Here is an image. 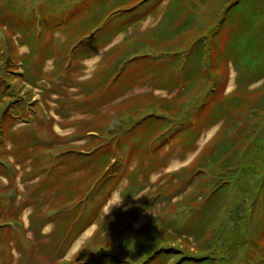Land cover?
<instances>
[{
	"label": "rangeland",
	"instance_id": "374dc122",
	"mask_svg": "<svg viewBox=\"0 0 264 264\" xmlns=\"http://www.w3.org/2000/svg\"><path fill=\"white\" fill-rule=\"evenodd\" d=\"M59 1L15 0L13 8L0 0L6 32L18 38L11 70L18 76L0 82L18 88L9 109L0 102V224L8 223L0 228V264H262L249 253L251 239L264 247V0H64L66 22ZM199 38L209 48L207 68L197 88L188 83L200 72L187 73L193 91L183 96L185 75L172 65ZM134 44L145 48L131 54ZM151 68L152 80L142 75ZM166 82L173 91L162 89ZM239 86L245 101L227 115L218 103ZM174 103L182 109H168L171 117L163 108ZM211 109L218 123L205 124L187 146L194 122ZM161 122L164 133L150 149L146 134ZM90 130L102 136L96 151L87 144ZM215 140L231 145L235 164L224 179L226 206L205 217L207 196L222 184L220 163L200 164ZM118 144L126 147L122 172Z\"/></svg>",
	"mask_w": 264,
	"mask_h": 264
},
{
	"label": "trees",
	"instance_id": "16d2710c",
	"mask_svg": "<svg viewBox=\"0 0 264 264\" xmlns=\"http://www.w3.org/2000/svg\"><path fill=\"white\" fill-rule=\"evenodd\" d=\"M6 2L8 1L10 4H11V7H13V8H15L14 6L16 5L15 4V0H5ZM203 5L204 4H206L207 2H208V0H199ZM54 3V2H53ZM54 4H56V3H54ZM57 4H59L58 6H57V10H59L58 12L60 13V15H61V21L62 22H66L67 20H65L64 21V19H66V16H68L69 15V13L70 12H67L66 10H67V8H68V6L66 5V3H65V1L64 0H61V1H59V2H57ZM56 4V5H57ZM169 4H170V2H169ZM168 4V5H169ZM123 9H125V8H120L118 11H124ZM54 11H52V10H50V13H53ZM49 17V16H48ZM111 18H112V16H111ZM34 21L35 20V18H32V19H30L29 18V21ZM25 23V25L28 23V19H26V21L24 22ZM160 25V24H159ZM6 23H5V21L0 17V28H3L5 31H3V30H1V32H3L4 33V35H3V37H1V35H0V37L2 38V40H1V38H0V68H2V70H6V68H7V70H6V74L8 75V76H3V75H1V77H0V82H4L5 80H7V81H9V84L10 83H12V81H13V79L15 78V76H18L17 74H14V73H12L11 72V70L13 71V70H15V66H16V54H15V52L17 53V49L15 48L16 47V45L14 44L15 43V41H17L18 42V38H14V36H12V35H9V33H7L6 31H8L7 29H8V26H7V28H6ZM40 27L42 28V31H41V34L40 35H37L38 37H40L41 35H42V33L44 32L43 31V27L40 25ZM159 27V26H158ZM92 27H90L89 29H87L86 31L85 30H83L81 33H82V35L83 34H85L86 32H88L90 29H91ZM119 28H117L116 30H118ZM15 30H16V32H17V28H15ZM9 32H11V33H13L12 31H9ZM121 31H118L117 33H116V35L117 34H119ZM182 32H184V30H182ZM75 33H73V35H74ZM77 34H79V33H77ZM76 34V35H77ZM75 35V36H76ZM36 36V35H35ZM160 40H162V39H167V38H165L166 37V33L164 32V31H162L161 32V34H160ZM80 38V37H79ZM82 38V37H81ZM45 40V39H44ZM173 40V39H172ZM80 42V43H79ZM45 43H46V41H45ZM78 43H79V46L81 45V44H83L82 43V41L80 40V41H78ZM22 44V43H21ZM199 44H201L199 47H201V49H200V53H198L197 55H194L195 54V47L197 46V45H199ZM18 45V44H17ZM23 45V44H22ZM129 46V45H128ZM142 48H145V46H141ZM141 47H139V46H136V44H134V45H130V47L128 48V50H130V53L131 54H137L138 53V50L141 48ZM46 49H48L47 48V46L45 47ZM114 49H115V47H113ZM218 46L216 47V48H214L217 52H218V54H220L221 52H222V49H220V48H222V47H220V48H218ZM40 50V48L39 47H37L36 48V51H39ZM48 50H51V49H48ZM52 51V50H51ZM208 51H209V48H208V46H207V43H206V41L205 40H202V38H199L196 42H195V44H193V47H192V50L187 54V55H185V56H183L184 54H181V56L183 57L182 58V60L178 63H176V65H172V69H173V71L174 72H176L175 74L177 75V72H181V73H183L184 75H185V77L184 76H182V78H184V79H182L181 81H180V85H183V87H184V90H183V92H182V95L183 96H189L191 93H192V91H193V89H192V86H190V89H189V86H187L186 85V83H185V80H188V79H186L187 78V73L188 72H191L192 73V71H198V72H200V76H198V78L196 77V80H194V81H190L189 83H188V85H190V84H193V86L194 87H196L197 88V83H199L200 81H202V79H203V76H204V74H203V72H204V69H206L207 68V63L205 62L206 61V53H208ZM3 52V53H2ZM217 52H216V54H217ZM180 53H176L174 56H176V55H179ZM18 55V54H17ZM173 56V57H174ZM40 57L42 58L43 57V62L44 61H46L47 59H49V57L50 56H47V57H44V56H41L40 55ZM62 57V56H61ZM76 57V54L74 55V58ZM137 58H139V57H135L133 60H135V59H137ZM216 58H217V55H216ZM208 59L210 60V57L208 56ZM30 60V59H29ZM31 61V60H30ZM61 61L63 62V58H61ZM121 62H123V60H120L119 61V63H121ZM13 63H14V65H13ZM59 63H61L60 61L59 62H57V65L60 67H62L63 68V64H59ZM119 63H117V64H119ZM31 64V63H30ZM194 64V65H193ZM18 65V64H17ZM217 65H219V64H215V66H217ZM65 67L66 68H68V69H70V67H71V64H69V62L68 63H66L65 64ZM192 68H194V69H192ZM102 69V68H101ZM156 71H154L152 68L151 69H149V70H142V75H145V74H147V73H151L152 75H151V80L152 79H154V78H157L158 76L156 75V73H155ZM33 73H34V69H32V68H29V72H28V78H30L32 75H33ZM173 75V76H176V75ZM197 73H195V75H196ZM12 75V76H11ZM135 75V78L137 79V77H139L140 75L139 74H134ZM208 75V74H207ZM3 76V77H2ZM217 76V75H216ZM215 76V77H216ZM27 77H25V78H27ZM104 78V84H107L108 83V77H109V75L108 76H104V75H102V76H100V78ZM209 79L211 78L210 76H207ZM119 79V77H114V82H116L117 80ZM132 79H134V77L132 76ZM31 80V79H30ZM41 80V79H40ZM189 81V80H188ZM100 82V81H99ZM99 82L97 83V85L94 87V90H97V88L98 87H102V85H100L99 84ZM194 82V83H193ZM167 83V82H166ZM168 84V88H162V89H168L169 91H170V89L173 91V87H170V83H167ZM216 84H217V82H216ZM187 87V88H186ZM193 87V88H194ZM239 88H240V86H239ZM0 89H1V92L3 93V96L4 97H2L1 99H0V102L1 101H4V100H6V104H7V106H8V108L7 109H9L15 102H17L18 101V88H16V87H11L10 85H5V87L3 88V87H0ZM248 90H249V88H247ZM215 91H216V89H214ZM237 91H241V88L240 89H236V90H234L232 93H230V94H228L226 97V99L224 98L221 102H219L218 104L220 105V106H223V107H226L227 108V110H225L224 112H226V114L228 115V112H229V110H230V108H237V107H239L240 105H242L241 103H244V101L245 100H243L241 97H238V95H237ZM251 92L252 91H248V94L250 95L251 94ZM242 93V92H241ZM242 94H245V93H242ZM87 95V94H86ZM120 96V95H119ZM119 96H117V97H113V98H111V97H109L108 99V102H111V101H113V100H116V98H118ZM3 98H5V99H3ZM246 99V98H245ZM95 99H93V101H94ZM90 101H92V100H90ZM86 103H90V102H86ZM168 103V102H167ZM205 105V104H204ZM169 106V104L166 106L165 105V107L167 108H163V110H166L167 111V113L168 114H170V116L171 117H173V115H171V113L169 112V110L171 111V110H175L178 114H179V111L182 109V107L179 105V107H180V110L179 111H177L176 110V108L178 107V106H176L175 105V103L171 106V108H169L168 107ZM213 107H215L216 108V106H212V108ZM208 108V110H209V106L208 107H205V106H203V107H200V109L202 110V109H204V111L203 112H205L206 111V109ZM169 109V110H168ZM165 111V112H166ZM206 113V112H205ZM211 114H212V109L210 110V111H208L207 112V114H205V115H200L199 117L200 118H197V120L194 122V126H193V129H194V131H195V140L194 141H192V142H190L192 139H190V141L188 140V142H185V144H187V146L188 145H195V143L197 142V140H198V138H199V136H200V134H201V130H203V128L205 127V124L207 125V126H213V125H215L216 123H218V121H216L215 119H212L211 118ZM151 116H154V115H149L148 117H151ZM168 115H166V117H167ZM211 120V121H210ZM166 126V124H164L163 122H161L160 124H158V125H156L154 128H156L157 130V132L156 131H153V132H151L150 134H146V135H148L147 137H148V140H147V142H146V144H148V146H149V148L150 149H153V146H150V145H154L156 142H157V140L160 138V136L164 133V127ZM90 131H94V133H90ZM90 131H88L87 133L89 134V136L88 135H86L88 138H89V140H88V142H87V144L89 145V147H94V151H96L95 149H96V145L95 144H97L96 142H95V139L96 138H102V136H101V134L98 132V131H96V130H90ZM158 133V134H157ZM182 139V138H181ZM99 140V139H98ZM133 144L136 146V140H133ZM217 143V144H216ZM210 144V143H209ZM208 144V145H209ZM0 145H1V147L3 148V147H5V144H4V141L3 142H0ZM119 145V144H118ZM207 145V146H208ZM117 146V145H116ZM206 146V147H207ZM0 147V148H1ZM119 147H120V149H119ZM205 147V148H206ZM230 147H231V145L228 143V142H226V141H223V142H216V140L215 141H213V143H212V147H211V152H210V154L209 153H205L204 151V156L202 157V159H201V161H200V164H201V166L202 167H204V168H210L213 164H218V163H220L221 164V167H220V176L218 177V180L217 181H219V182H222V184H217V186L213 189V191L207 196V198H206V200H205V202H204V204H205V206H204V209L203 210H201V211H203L204 212V215H205V217H210V216H214V217H217V211H218V208H224L225 206H226V198L228 197L227 196V194L229 195V191H230V187L227 189V187L229 186V181L228 180H224L225 179V177H226V175H227V173H228V171H230V173H232L231 171L233 170V166H234V160H235V155H234V153L233 152H231L230 151ZM1 148V149H2ZM125 145L123 146V147H121V145H119V146H117L116 147V149H117V151H116V157H115V160H114V163L116 164V165H118V169H119V171L120 172H122L123 170H124V165L126 166V168H127V166H128V164L127 163H125L126 162V157L124 156V154H123V152L121 151V150H125ZM136 148V147H135ZM204 150V149H203ZM122 152V153H121ZM73 153H77L76 155H83L82 154V152L81 153H79V151H77V150H74V152ZM230 153L232 154L231 156H230ZM85 155V154H84ZM87 155H89V153L87 154ZM202 155V154H201ZM0 158H1V156H0ZM223 160V162H221ZM236 166V165H235ZM108 166H107V164L105 165V168H107ZM214 168H217L218 169V166H216V167H214ZM214 168H212L211 167V169H213L214 170ZM237 168V167H236ZM45 168H43V170H44ZM52 169H54V168H52ZM222 169V170H221ZM48 170H50V168L48 169ZM47 170V171H48ZM50 171H52V170H50ZM93 171L94 172H96V170L93 168V170H92V174H93ZM205 171V170H204ZM5 172H7L6 170H5ZM222 173V174H221ZM210 175V174H209ZM264 174H263V176H262V178H261V183H260V185L261 186H263L264 187ZM201 185V184H200ZM227 189V191L226 192H224V190H226ZM92 193V191H90V194ZM212 198H215L217 201H216V208H210L209 206L211 205V200H212ZM228 199V198H227ZM222 209L219 211V213L222 211ZM212 210H213V212H212ZM218 213V214H219ZM74 223V222H73ZM3 226H5V224L4 225H0V228H2ZM229 234L230 233H228V237H229ZM227 237V238H228ZM262 237H264V230H263V232H262ZM231 241V240H230ZM261 241H264V239L263 240H261ZM261 246L258 244V240L257 239H254V241L251 239V243H250V253H249V257H254V255H258L259 256V260H260V262H262V264H264V247H262V248H260ZM92 254V253H91ZM85 256L83 255V258H84ZM93 257V255L91 256V258ZM91 258H88V259H91ZM93 260H95V259H93Z\"/></svg>",
	"mask_w": 264,
	"mask_h": 264
},
{
	"label": "water",
	"instance_id": "95a60500",
	"mask_svg": "<svg viewBox=\"0 0 264 264\" xmlns=\"http://www.w3.org/2000/svg\"><path fill=\"white\" fill-rule=\"evenodd\" d=\"M41 85H43V84H41ZM44 87H48V84L47 85H43Z\"/></svg>",
	"mask_w": 264,
	"mask_h": 264
},
{
	"label": "bare ground",
	"instance_id": "6f19581e",
	"mask_svg": "<svg viewBox=\"0 0 264 264\" xmlns=\"http://www.w3.org/2000/svg\"><path fill=\"white\" fill-rule=\"evenodd\" d=\"M77 247H78V245H76V248H75V250L77 249Z\"/></svg>",
	"mask_w": 264,
	"mask_h": 264
}]
</instances>
